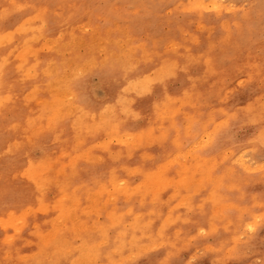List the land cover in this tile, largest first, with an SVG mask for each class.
Returning a JSON list of instances; mask_svg holds the SVG:
<instances>
[{"label": "rangeland", "instance_id": "374dc122", "mask_svg": "<svg viewBox=\"0 0 264 264\" xmlns=\"http://www.w3.org/2000/svg\"><path fill=\"white\" fill-rule=\"evenodd\" d=\"M0 264H264V0H0Z\"/></svg>", "mask_w": 264, "mask_h": 264}, {"label": "bare ground", "instance_id": "6f19581e", "mask_svg": "<svg viewBox=\"0 0 264 264\" xmlns=\"http://www.w3.org/2000/svg\"><path fill=\"white\" fill-rule=\"evenodd\" d=\"M181 2V1H180ZM195 2V1H194ZM105 3V2H104ZM103 3V4H104ZM178 3V2H177ZM201 3H203V2H201ZM214 2L212 3V6H214ZM98 5V4H97ZM96 5V6H97ZM102 6V5H101ZM108 6H106V8H107ZM94 8V7H93ZM99 8H100V6H99ZM97 9V8H96ZM105 9V8H104ZM108 9H111V8H109L108 7ZM114 9V8H113ZM99 9H97L96 10V12L98 11ZM107 10V9H106ZM92 11V10H91ZM96 12H93L94 14H97ZM105 12V11H104ZM102 13H103V11H102ZM107 13V12H106ZM111 17V16H110ZM87 18V17H86ZM109 18V17H108ZM106 19V18H105ZM111 19H112V17H111ZM115 19V18H114ZM87 20L88 19H86V23H87ZM101 20V19H100ZM80 22V21H79ZM95 23V22H94ZM84 24V23H83ZM99 24V23H98ZM89 25V24H88ZM97 25V24H96ZM113 25H115L114 23H113ZM75 26H77V25H75ZM75 26H73V27H75ZM84 26V25H83ZM83 26H81V27H79L80 28V30H81V28L83 27ZM92 27V26H91ZM115 27V26H114ZM78 28V29H79ZM89 28V27H88ZM93 28V27H92ZM97 28V27H96ZM107 28H108V26H107ZM106 28V29H107ZM84 29V31L86 30L85 28H83ZM82 29V30H83ZM91 29V28H90ZM105 29V30H106ZM110 30H112V28L110 27L109 28ZM96 30H98V28L96 29ZM103 30V29H102ZM108 30V29H107ZM90 31H92V30H90ZM85 32H87V30L85 31ZM93 32V31H92ZM95 33H98V31L96 32L95 31ZM106 33V32H105ZM80 35H82V34H80ZM77 38H75V40H76ZM74 40V41H75ZM92 40H94V39H92ZM79 42V41H78ZM80 48H81V46H80ZM81 50V49H80ZM109 59V58H108ZM100 61V60H99ZM104 62H105V60H104ZM103 62V63H104ZM111 62V61H110ZM113 62V61H112ZM111 62V64H113V66H114V64L115 63H112ZM78 66V65H77ZM90 68V67H89ZM98 68V67H97ZM103 68V71H100V72H102L101 73V76H102V78H101V80H102V83H103V85L106 87V89L107 90H109V93H110V95H115L116 93H112V90L114 89V88H119V86L124 82V80H125V78L127 77V75H126V72H124V70L122 69V68H119L118 67V69H116V70H114V69H112V66L111 67H108V66H104V67H102ZM77 69V68H76ZM75 69V70H76ZM90 70V69H89ZM81 72V71H80ZM98 73V72H97ZM165 76H167V74L165 75V72L162 74V77H165ZM69 77V76H68ZM163 79H165V78H163ZM159 84V81L157 82V85ZM95 91V90H94ZM62 92V91H61ZM112 93V94H111ZM66 95V94H65ZM69 98V97H68ZM72 108V107H71ZM70 110V109H69ZM68 110V111H69ZM72 110V109H71ZM60 111H61V109H60ZM59 112V111H58ZM67 112V111H66ZM48 127V126H47ZM202 134V133H201ZM130 137V135H126L125 136V140H127L128 138L127 137ZM132 136V135H131ZM202 136V135H201ZM203 136H204V134H203ZM120 137V136H119ZM203 139V138H202ZM208 138H207V136H206V140H207ZM119 140V139H118ZM117 141V140H116ZM200 140L198 139V142H199ZM205 141V140H204ZM198 142H196V143H198ZM207 141H205V143H206ZM201 143V142H200ZM199 143V144H200ZM203 144V143H202ZM199 146V145H198ZM243 151V150H242ZM60 155V154H59ZM244 155H245V153H244ZM243 155V156H244ZM63 156V155H62ZM243 156H242V158H243ZM241 157V156H240ZM245 157V156H244ZM100 160V159H99ZM238 160V159H237ZM35 161V160H34ZM247 161V160H246ZM30 162V161H29ZM45 162V161H44ZM243 163V162H242ZM42 165H38V166H34V165H30V167H29V173H28V176H30L31 177V179L36 183V187H40V189L41 188H43V187H45L46 185H48V186H51L52 185V183H53V181H52V179H51V176L52 175H49V174H47V172L48 173H50V166H49V163H41ZM246 165H248V164H246ZM54 166V165H53ZM52 166V167H53ZM64 166V165H63ZM59 168V167H58ZM53 169V168H52ZM51 169V170H52ZM57 170V169H56ZM60 171H62V170H60ZM51 172H53V171H51ZM22 175V174H21ZM12 178V177H11ZM29 178V177H28ZM122 180V179H121ZM55 182V181H54ZM40 191V190H39ZM41 192V191H40ZM115 193V192H114ZM50 194V193H49ZM108 194V193H107ZM51 195V194H50ZM121 195L120 194H114V195H112V198H111V200H112V205L114 206L113 208L115 209V212H117V211H119V209H120V206H118L120 203H121V197H120ZM123 196V195H122ZM61 197V196H60ZM65 197V196H64ZM131 198V197H130ZM105 200V199H104ZM109 200V199H108ZM126 200H129V199H126ZM145 201V200H144ZM144 201H141V203H143ZM95 202V201H94ZM127 203H129L130 205H132V202L131 201H127ZM39 205V204H38ZM101 206V205H100ZM111 206V205H110ZM106 213V212H105ZM56 215V214H55ZM54 215V216H55ZM51 226V225H50ZM92 227H94V226H92ZM252 227V226H251ZM85 229V228H84ZM247 229V228H246ZM44 242V241H43ZM102 242V241H101ZM104 242V241H103ZM146 249V248H145Z\"/></svg>", "mask_w": 264, "mask_h": 264}]
</instances>
